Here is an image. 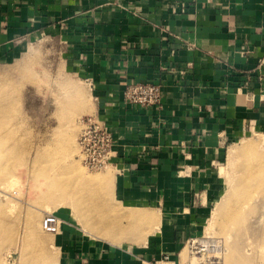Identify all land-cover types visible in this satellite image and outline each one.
<instances>
[{
  "label": "crops",
  "instance_id": "1",
  "mask_svg": "<svg viewBox=\"0 0 264 264\" xmlns=\"http://www.w3.org/2000/svg\"><path fill=\"white\" fill-rule=\"evenodd\" d=\"M45 38L114 134L117 212L138 228L122 225L134 247L69 236L65 262L187 264L230 145L264 134V0H0V67ZM138 83L160 85L161 106L127 103Z\"/></svg>",
  "mask_w": 264,
  "mask_h": 264
},
{
  "label": "rangeland",
  "instance_id": "2",
  "mask_svg": "<svg viewBox=\"0 0 264 264\" xmlns=\"http://www.w3.org/2000/svg\"><path fill=\"white\" fill-rule=\"evenodd\" d=\"M94 107L60 42L24 45L0 67V264L10 254L15 264H70L69 236L136 246L123 235V224L138 228L117 212L114 171H91L80 159L81 120ZM247 145L256 150L235 153ZM230 146L215 175V211L187 245V264H264V134Z\"/></svg>",
  "mask_w": 264,
  "mask_h": 264
},
{
  "label": "built area",
  "instance_id": "3",
  "mask_svg": "<svg viewBox=\"0 0 264 264\" xmlns=\"http://www.w3.org/2000/svg\"><path fill=\"white\" fill-rule=\"evenodd\" d=\"M214 2L219 0H207ZM125 101L138 108L159 107L162 104V88L157 84H130L124 91ZM82 131L78 138L80 159L83 165L91 171L100 172L113 164L114 134L110 128L95 116H87L81 120ZM5 264H15L10 254L5 258ZM145 264H175L169 255L159 260Z\"/></svg>",
  "mask_w": 264,
  "mask_h": 264
},
{
  "label": "bare ground",
  "instance_id": "4",
  "mask_svg": "<svg viewBox=\"0 0 264 264\" xmlns=\"http://www.w3.org/2000/svg\"><path fill=\"white\" fill-rule=\"evenodd\" d=\"M28 48H29V46L27 47V49H28ZM239 148H240V147H238V149H235V150H234L235 153H243V152H246V151L248 152L249 150H250V151H251V150H256V146H254V145H252V146H251V145H249V146L247 145V146L242 147V148H240V149H239ZM254 153H255V151H254ZM250 159H251V158H250ZM254 159H255V158H254ZM254 159H253V160L251 159V160H252L253 162H255ZM257 159H259V158H257ZM257 159H256V160H257ZM257 161H258V160H257ZM257 161H256L255 163H257ZM259 161H260V160H259ZM263 162H264V161H263ZM263 162H262V163H263ZM263 165H264V164H263ZM253 169H254V168H253ZM253 169H252V170H253ZM252 170H251V171H252ZM263 176H264V175H263ZM250 179H251V178H250ZM246 189H247V190H246ZM248 190H249V188H245L244 192H246V191H248ZM250 191H251V190H250ZM243 196L245 197V195H243ZM243 196H242V197H243ZM242 197H241V198H242ZM245 198H246V197H245ZM245 198H243V199H244V203H245V200H246ZM251 199H252V198H251ZM241 201H242V199H241ZM238 202H239V201H238ZM241 204H242V203H241ZM234 205H235V204H234ZM236 205H237V204H236ZM236 205H235V206H236ZM232 208H233V207H232ZM240 208H241V207H240ZM234 209H236V208H234ZM237 210H238V209H237ZM232 216H233V215H232ZM114 225H115V224H114ZM112 228H113V227H112ZM114 229H115V228H114ZM134 229H135V228H134ZM134 229H130V230H134ZM120 231H121V229H120ZM130 232L132 233V231H129V233H130ZM135 232H136V231H135ZM137 235H138V234H137ZM129 236H130V235H129ZM110 238H112V237H110ZM139 239H140V238H139ZM141 239H143V237H142ZM122 240L125 241L124 239H122ZM114 241H115V240H114ZM114 241H112V242L109 241V242H110L112 245L121 244V243H117V242H114Z\"/></svg>",
  "mask_w": 264,
  "mask_h": 264
}]
</instances>
